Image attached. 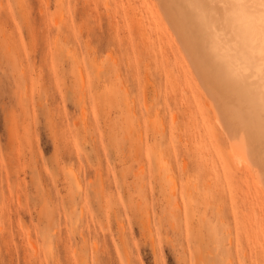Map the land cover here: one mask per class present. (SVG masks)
Listing matches in <instances>:
<instances>
[{"label": "rangeland", "instance_id": "374dc122", "mask_svg": "<svg viewBox=\"0 0 264 264\" xmlns=\"http://www.w3.org/2000/svg\"><path fill=\"white\" fill-rule=\"evenodd\" d=\"M121 1L0 0V264H262L248 173L223 135L205 136L213 114L160 24L183 72L162 71L154 1Z\"/></svg>", "mask_w": 264, "mask_h": 264}, {"label": "bare ground", "instance_id": "6f19581e", "mask_svg": "<svg viewBox=\"0 0 264 264\" xmlns=\"http://www.w3.org/2000/svg\"><path fill=\"white\" fill-rule=\"evenodd\" d=\"M108 1H110V0H108ZM123 1H121V2H123ZM153 1L155 3V9H156V13H157L156 16L157 17L154 16V14L151 10L149 11L150 17H152L151 19H153V25L158 30L159 40L161 41V43L165 47L164 52L160 53V55L158 57V58H161V64L160 65L162 67V71L163 70H164L163 72L166 71L167 77L168 76L170 77V75H168L170 73V69H171L170 66L175 65L172 68H176V69H178L179 72H183L182 67L180 66V63H178V61H177V58H175V56L169 55V52H170L169 48L172 49V47L170 46V43L167 42L166 37L161 33L160 24L165 25L166 29L172 35V38L174 40V47H177L178 51L180 52L183 63H185L186 67H184V68L189 69L191 75L193 76V78L195 80L194 83L196 85V88L199 90L198 94L203 96V98L205 99V103L203 104V106H205L207 109H209L211 111V113L213 114V118H214L213 124L214 125L210 129L211 131L209 133L207 132L208 135H205V136L209 139H212V141H214V142H217V140L221 137V135H223L224 139L227 140V143H228L229 149H230V153H231V156L229 158L230 165H232V167L234 169L241 168L248 173L247 174L248 185L246 186V189H243V188L240 189L241 190L240 196L242 197L241 201H243L245 205L247 203H249L250 205L254 206V209L256 207H258L259 204H261L260 209L257 208L259 213H260L261 206H264L259 201L260 196H262L264 198V0H153ZM119 3H120V1H119ZM125 8H126V6H125ZM132 8H131V5H129L127 7L128 11ZM130 11H132V10H130ZM107 12H109V11H107ZM115 15H116V13H115ZM136 19L138 20L139 18H136ZM134 23H135V21H134ZM151 24H152V21H151ZM138 25H136V27L140 28L139 27L140 25L139 26ZM71 27H73V26H71ZM143 47H144V45L142 46V48ZM146 47H147V44H146ZM148 48H150V47H148ZM147 50H151V49L146 48V51ZM136 52H137V50H136ZM152 52L147 57H150L151 55L153 56L154 52H153V54H152ZM144 53H145V51H144ZM154 56H155V54H154ZM156 57H157V55H156ZM81 72L82 71L80 69V73ZM81 75L82 74H80V78H81ZM178 76L180 78V75H178ZM83 78H81V79H83ZM179 80H181V78ZM183 82L184 81H182V83ZM185 83H188L186 75H185ZM195 106H198V105H195ZM195 106H194V108H195ZM198 108H199L198 110L200 111L199 116H203L204 115V113L202 111L203 109L201 108V106H198ZM196 109H197V107H196ZM185 115H188L187 112ZM193 117L194 116H192V118ZM184 118L187 119L186 116ZM190 123H192V122H190ZM183 124H184V122H183ZM192 127H193V125H192ZM183 130L185 132V129H183ZM183 130H180V131L182 132ZM197 131H199V130H197ZM179 132L177 131L178 134H179ZM193 132H194V130H193ZM203 132H205V131H203ZM182 133H180V135H183ZM198 134H200V133H198ZM184 136L185 135H183L182 137H184ZM193 136L195 137V135H193ZM199 136L200 135H198V137ZM178 137L182 138L181 136H178ZM180 138H179V140H180ZM185 138H184V140H185ZM168 139L170 140L171 138L169 137ZM209 139H208V141H209ZM180 142L182 144H185V143H183L182 140ZM185 142H187V141H185ZM189 142H191V141H188L187 143H189ZM194 143H196V141ZM198 143L199 142H197V144ZM182 144H179V145H182ZM168 145H167V147H169ZM187 146L188 145L186 144V147ZM183 148H185V147H183ZM168 149H170V148H168ZM213 149H215V148H212L211 150H213ZM179 150H180V148L178 149V151ZM173 151H175V150H173ZM207 151H208V149H207ZM189 152H191V150ZM172 153L174 155V152H172ZM177 153L178 152H176V154ZM187 154H188V152H187ZM199 154H201V153H199ZM164 156H165V154H164ZM194 156H197V154ZM207 156L208 155H206V158H208ZM198 157H200V156H198ZM166 158L167 157L165 156V159ZM174 158H176V160H177V157L175 155H174ZM190 158L193 159L192 157H190ZM204 158H205V156H204ZM204 158H200L199 160H202V159L204 160ZM192 161H196V160H192ZM204 161H202V164L205 163ZM198 164H199V162H198ZM200 164H201V161H200ZM186 165H188V164H186ZM193 165H195V162ZM204 165H206V164H204ZM207 165H208V163H207ZM210 165H211V167H213V164H210ZM202 167H203V165H202ZM207 167L208 166H206V168ZM175 168H177V167H175ZM182 168H183V165H182ZM187 168H188V166H187ZM173 169H174V167H173ZM208 169H210V166L208 167ZM193 170H196V168L194 167ZM193 170L191 167V172ZM204 170H205V167H204ZM209 171H211V170H209ZM182 172H183V170H182ZM172 173H174V172H172ZM185 173H187V172H185ZM189 173H190V171H189ZM212 173L213 172H211V174ZM228 173L229 172L224 168L225 177L223 179L226 181L227 189L230 187L232 189H234L233 187H234V185L237 184V181H233L232 183H230L228 181V176H229ZM175 174H176V172H175ZM202 174L203 173H201V175ZM204 174H206V173H204ZM168 175L173 176L172 174H168ZM191 175H193V174L191 173ZM206 176L207 175H205V178H206ZM214 176H217V174H215ZM194 178H196V177H194ZM198 178H199V174H198ZM208 178H211V177H208ZM174 179H176V178H174ZM189 179H192V177L190 176ZM197 179L195 181H197ZM212 179H211V181H212ZM170 180H171V178H170ZM214 180L215 179H213L212 182H214ZM187 181H188V179H187ZM198 181L200 182V180H198ZM201 181H203L202 178H201ZM218 181L219 180H217V182ZM178 183H180V181ZM172 184H174V183H172ZM215 184H219V183H215ZM220 184H221V182H220ZM204 185L207 186L206 183H204ZM204 185H203V187H204ZM186 186L188 187L187 184H186ZM211 186L213 187V184ZM220 186H222V184ZM187 187H186V189H187ZM203 187H202V189H203ZM214 187L216 188V186H214ZM214 187L212 189H214ZM217 187H219V186L217 185ZM224 189H225V187H224ZM232 189L231 190L228 189V193L230 191L232 192ZM220 190H221V188L220 189L218 188V190H217L218 192H216L215 189H214L215 192H213V190H212V192L214 194L216 193L215 195L217 196ZM236 192L237 191L234 192L235 194L234 193H232V194L236 195ZM171 193H172V191H171ZM185 193H187V192H185ZM202 193L203 192H201V194ZM213 193H212V196H214ZM201 194H200V196H201ZM208 194H210V193H208ZM208 194L206 195L207 197H208ZM219 194L221 195L222 193L220 192ZM224 195H225V193L222 194V198ZM203 196L205 198V194ZM175 197H176V195H175ZM189 197H190V194H189ZM226 197L227 196H225V199H226ZM228 197H230V196H228ZM235 197L238 198L239 196L238 197L235 196ZM241 197H239V198H241ZM209 198L210 197H208V199ZM219 198H220V196H219ZM219 198L217 196V200ZM206 199L207 198H205L203 200L206 201ZM170 200L167 203L168 205H169ZM231 200L232 199L230 198V203H232ZM241 201H240V203H242ZM177 202L178 201H176L174 203H177ZM236 202H238V201H236ZM238 203L237 204L235 203V204L238 206ZM178 204H179V202H178ZM227 204H228V202H227ZM249 204H248V206H249ZM171 205L172 204L170 203V206ZM233 205H234V203H233ZM233 205H231V207ZM227 206H225V207H227ZM239 206H241V205H239ZM175 208H176V206L174 207V209ZM234 208H236V207H234ZM238 208L241 209V210L236 209L237 212L240 210V215L246 214V213H241V211L243 209H245L244 212H246L247 207L246 208L238 207ZM250 208H252V207H250ZM249 209H247V210L250 213ZM254 209H251V210L254 211ZM224 210H225V208H224ZM228 210H230V209H228ZM232 210H234V209L232 208L231 211ZM226 212H227V210L224 212V214ZM232 213H234V215H236L235 212H232ZM232 213H230L231 216L233 215ZM263 214L264 213H262L260 216H262ZM237 215L235 216L237 219L243 218L242 215H241V217L239 216V212L237 213ZM247 215H248V213H247ZM253 215H255V214L253 213ZM249 217L250 216H248V218ZM233 218H234V216H233ZM236 218H234L233 221ZM245 218H247V217H244V220H245ZM251 218H252V215H251ZM246 221H248V219H246ZM262 221H264V220H262ZM240 222H242V220ZM240 222H238V223H240ZM261 223H264V222H261ZM244 224H246V225L251 224L252 225L251 222H248V223L244 222ZM251 225H250V227H251ZM259 225H260V222L258 224V228H259L258 232H260ZM262 225H261V227L263 228L264 225L263 226ZM241 226H242V224H241ZM235 227H237V226H235ZM245 227H247V226H245ZM255 227L257 228V224ZM242 228H244V226ZM256 228L255 229L249 228V229L257 231L258 228L257 229ZM232 229H234V228H232ZM234 230L236 231V228ZM246 231L248 232V230H246ZM231 232H229L231 234L230 236H232ZM244 233L245 232H243V234ZM246 235H247V233L245 234L244 237H246ZM262 235H263V233H262ZM263 237H264V235H263ZM237 238H235V239H237ZM253 238L251 240H253ZM259 239H261V238H259ZM254 240H258V239H254ZM240 242L241 241H239L238 244H240ZM228 243H230V242H228ZM30 244L32 245L31 242H30ZM255 244H257V243H255ZM231 245H233V243L230 244L229 246H231ZM240 245H242V244H240ZM251 245H253V242H252V244L250 243V246ZM250 246L248 247L249 249H250ZM261 247L262 246L260 245V250L263 249V248L261 249ZM236 249H237V247H236ZM240 249H241V247H240ZM253 249L257 254V249H259V248L255 249V246H254ZM242 250H244V249H242ZM263 250H262V252H263ZM245 251H247V250H245ZM248 252H250V251H248ZM258 253H259V250H258ZM236 254L238 255L237 251H236ZM260 254L261 253H259L258 256H260ZM238 256H237V258H238ZM244 256H246V255H244ZM249 257H251L252 260L254 259V258H252L251 254L249 255ZM240 258H239V260H240ZM244 259L246 260V258H244ZM249 259L250 258H248L247 260H249ZM252 260H250V261H252ZM230 262H232V261H230ZM253 263H254V261H253ZM253 263L251 262V264H253ZM263 263L264 262H262V264ZM256 264H258V263H256Z\"/></svg>", "mask_w": 264, "mask_h": 264}]
</instances>
